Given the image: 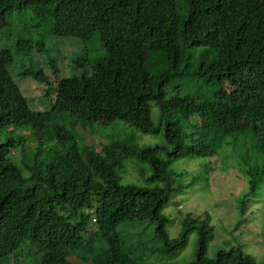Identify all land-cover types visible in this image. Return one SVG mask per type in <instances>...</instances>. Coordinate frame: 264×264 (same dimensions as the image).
I'll return each instance as SVG.
<instances>
[{
  "label": "trees",
  "instance_id": "trees-1",
  "mask_svg": "<svg viewBox=\"0 0 264 264\" xmlns=\"http://www.w3.org/2000/svg\"><path fill=\"white\" fill-rule=\"evenodd\" d=\"M123 10L149 36L139 51L117 33ZM12 15L23 17V33L33 36L19 41L17 52L51 56L19 74L41 84L37 104L12 76L14 53L0 49V133L12 134L0 142V261L150 264L157 254L177 256L195 234L193 260L163 264H223L222 251L209 257L216 228L207 212L186 214L175 238L164 212L172 195L209 183L225 151L241 159L249 195L264 184V0H0V31ZM60 37L85 43L76 61L86 66L81 75L58 76L73 64L60 66L59 50H45V41ZM237 70L256 81L228 90ZM117 121L161 135L162 143L143 147L133 135L85 146ZM30 141L39 151L28 158ZM238 145L245 153L234 155ZM185 158L207 163L177 183L172 166ZM132 160L151 172L144 185L122 182ZM59 232L91 249L87 261H70L81 249ZM237 253L236 264L250 263L241 248Z\"/></svg>",
  "mask_w": 264,
  "mask_h": 264
},
{
  "label": "rangeland",
  "instance_id": "rangeland-1",
  "mask_svg": "<svg viewBox=\"0 0 264 264\" xmlns=\"http://www.w3.org/2000/svg\"><path fill=\"white\" fill-rule=\"evenodd\" d=\"M9 22L11 24H8L0 31V49L10 50L14 53V64L11 68L12 76L25 97L29 99L35 98L37 100L36 103L41 104L39 97L41 93V84L32 77L20 76L19 74L32 66L31 61H39L41 58L51 55L49 52L44 51L38 52L35 57L30 56V58L26 57L25 53L20 55L16 49L18 42L23 40L26 36L30 37L32 35L30 33H23L26 25L23 17L12 15L9 18ZM116 30L117 33L125 39L130 50L139 51L148 44V34L133 24L127 10L121 12ZM37 39H39V37H34V41ZM45 43V50H59L60 66H63V63L68 65L73 64L70 71L69 68L63 66L64 70L66 72L69 71V73L63 71V74L60 73L58 75L60 78L81 75L85 71L84 68L86 66H78L76 62L86 53L87 48L85 47V43L77 42L71 38L61 37L49 38ZM93 44L95 46H101V43L98 41ZM25 57L28 59H25ZM33 69H36V66ZM238 71L239 70L235 71L234 74H237ZM253 78L254 77L248 73L243 72L242 74H237L232 77L230 83L226 84V88L229 90L230 85L244 86L246 84H253L255 80V78ZM184 91L187 92L188 89ZM212 92L213 88L209 89L206 93L212 95ZM41 107L43 108V106ZM10 130L11 129H6L0 133V142H4L12 136ZM24 133L28 137L32 134V131L31 129H26ZM100 134L99 137L97 133L88 137L85 146L94 147L101 139L119 141L133 135L134 141L143 147L162 143L161 135L143 134L132 127H128V125L126 126L121 121H117L114 125L108 127V129H102L101 127ZM246 142L249 141L246 140ZM26 144L25 151L28 152V158L39 151V149L36 150L37 146L31 141ZM238 146L239 148L237 146H232L234 155L236 153H245L244 148L240 145ZM239 149H241V151ZM245 149H248V147L246 146ZM230 151L223 152L219 159L215 160L216 172L209 183H203L184 190L183 193L172 195L173 204L167 207L164 212L172 221L167 227V230L170 237L175 238L182 232L181 220L186 214L201 217V215L207 212L211 217L212 224L216 228V238L210 246L209 257L214 258L216 254L222 251L223 254L221 259L223 264H236L237 251L238 248H241V251H243L245 255L251 257L249 264H264V184L256 195H249V186L240 161L241 159H234ZM42 152L43 158H51L52 151L49 150L48 147ZM206 163L207 159L202 158H185L177 161L172 166L177 183L186 184L191 176L197 173L199 168ZM150 175L151 172L148 170L147 166L135 160L126 163L121 170L123 183L144 185ZM43 227L48 231L52 229L47 224H43ZM146 231L153 234L154 230L153 227H149ZM51 232H53V230H51ZM57 235L64 239L74 251L81 249L80 256L75 254L74 257L70 258V261L76 263L87 261L91 249L89 247H82L80 238H69V236H65L62 232H59ZM196 249V235L193 234L190 236L188 245L183 252L179 253L177 256H170L169 254L163 256L162 254H157L160 256L150 257V264H163L169 262L186 263L195 258ZM59 258L62 260L64 254L61 253ZM0 264H7V260H1ZM20 264H37V260L35 261L34 257L28 256L25 260H22Z\"/></svg>",
  "mask_w": 264,
  "mask_h": 264
}]
</instances>
